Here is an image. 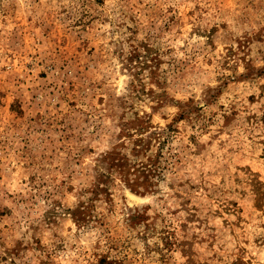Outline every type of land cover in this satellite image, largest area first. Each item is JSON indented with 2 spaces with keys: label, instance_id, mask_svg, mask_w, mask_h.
<instances>
[{
  "label": "rangeland",
  "instance_id": "374dc122",
  "mask_svg": "<svg viewBox=\"0 0 264 264\" xmlns=\"http://www.w3.org/2000/svg\"><path fill=\"white\" fill-rule=\"evenodd\" d=\"M0 264H264V0H0Z\"/></svg>",
  "mask_w": 264,
  "mask_h": 264
}]
</instances>
